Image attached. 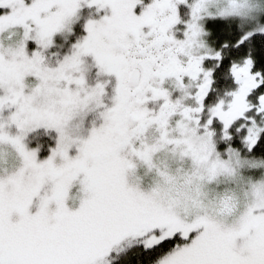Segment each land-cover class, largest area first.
Masks as SVG:
<instances>
[{"label": "snow or ice", "instance_id": "snow-or-ice-1", "mask_svg": "<svg viewBox=\"0 0 264 264\" xmlns=\"http://www.w3.org/2000/svg\"><path fill=\"white\" fill-rule=\"evenodd\" d=\"M0 264H264V0H0Z\"/></svg>", "mask_w": 264, "mask_h": 264}, {"label": "rangeland", "instance_id": "rangeland-1", "mask_svg": "<svg viewBox=\"0 0 264 264\" xmlns=\"http://www.w3.org/2000/svg\"><path fill=\"white\" fill-rule=\"evenodd\" d=\"M78 31H82V29H78ZM75 37L74 36H69L67 40H65L64 36L61 34L57 33L56 36L54 37L55 40V45L53 46V50L56 49V46L58 45H63V47L59 48V51L61 54L64 52L68 51V46L71 40H73ZM86 61L91 64L90 67L87 68L85 72V77L86 80L89 84H95L98 79H104V74L98 73L97 67L95 64L92 63V58L91 56L86 57ZM94 113L89 112L88 115L84 119V126L82 128L83 133L86 135L88 128L91 126V121L93 120ZM99 122V118L97 117V123ZM50 135L46 134L42 137L39 138L40 141V147L38 150V155L40 157H44L48 154V146L50 144H53L54 141V136L55 132L53 130H49ZM26 143L28 144L29 147H35L37 145V137L35 135V131H30L27 136H26ZM44 150V153L40 154V151ZM163 154V152H161ZM14 162L13 156L9 155L8 157V163L11 165ZM155 170H148L147 166L140 163L139 161L137 162V167L134 170H129L128 173V181L130 183H134L136 180L137 176H140L141 179L139 181V186L147 190L148 188L151 187L152 180L151 176L154 175ZM79 183H74L71 188H70V198L68 199V203L70 206H76L79 203V195L81 194L78 189H79ZM72 197H75V199H72ZM35 209V204L33 205V210Z\"/></svg>", "mask_w": 264, "mask_h": 264}, {"label": "clouds", "instance_id": "clouds-1", "mask_svg": "<svg viewBox=\"0 0 264 264\" xmlns=\"http://www.w3.org/2000/svg\"><path fill=\"white\" fill-rule=\"evenodd\" d=\"M163 155L164 154H161V153L158 154V158L163 157ZM140 179H141V177L140 176H137L134 183H138L139 184ZM151 180H152L151 187L154 184H159L161 187H163L165 185V179H164V177L159 176L156 172L154 173V175L151 176Z\"/></svg>", "mask_w": 264, "mask_h": 264}, {"label": "trees", "instance_id": "trees-1", "mask_svg": "<svg viewBox=\"0 0 264 264\" xmlns=\"http://www.w3.org/2000/svg\"><path fill=\"white\" fill-rule=\"evenodd\" d=\"M41 153H44V150H41V151H40V154H41Z\"/></svg>", "mask_w": 264, "mask_h": 264}]
</instances>
